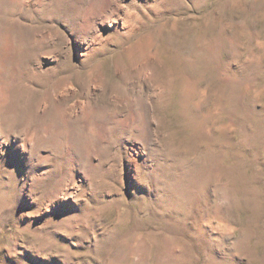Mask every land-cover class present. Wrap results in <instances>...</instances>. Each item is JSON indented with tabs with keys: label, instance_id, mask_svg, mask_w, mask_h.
<instances>
[{
	"label": "rangeland",
	"instance_id": "obj_1",
	"mask_svg": "<svg viewBox=\"0 0 264 264\" xmlns=\"http://www.w3.org/2000/svg\"><path fill=\"white\" fill-rule=\"evenodd\" d=\"M0 264H264V0H0Z\"/></svg>",
	"mask_w": 264,
	"mask_h": 264
},
{
	"label": "bare ground",
	"instance_id": "obj_2",
	"mask_svg": "<svg viewBox=\"0 0 264 264\" xmlns=\"http://www.w3.org/2000/svg\"><path fill=\"white\" fill-rule=\"evenodd\" d=\"M213 49V48H212Z\"/></svg>",
	"mask_w": 264,
	"mask_h": 264
}]
</instances>
